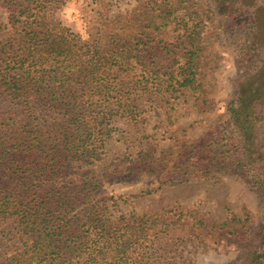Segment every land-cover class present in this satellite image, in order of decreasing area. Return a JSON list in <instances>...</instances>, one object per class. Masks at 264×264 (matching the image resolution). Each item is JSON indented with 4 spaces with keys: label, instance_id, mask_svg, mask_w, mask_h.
I'll list each match as a JSON object with an SVG mask.
<instances>
[{
    "label": "trees",
    "instance_id": "trees-1",
    "mask_svg": "<svg viewBox=\"0 0 264 264\" xmlns=\"http://www.w3.org/2000/svg\"><path fill=\"white\" fill-rule=\"evenodd\" d=\"M59 1L11 5L8 19L19 28V37L0 46V227L9 225L12 234L11 253L0 255V264H181L176 235L184 226L183 213L172 220L158 215L112 220L105 202L94 195L99 181L82 174L77 184L65 170L72 164L94 165L107 149L115 122L137 121L140 98L167 102L179 88L199 85L201 41L193 40L200 34L183 30L167 49L175 60L166 62L158 55L163 41L151 32L168 27V21L122 42L116 32L81 39L48 17ZM238 2L256 8L253 28L259 35L253 41L248 35L243 44L247 71L225 104L226 121L208 140L193 144L185 160L191 158L195 167L234 170L264 197V63L249 67L250 58L262 53L259 44L264 46V7L255 0ZM167 16L159 11L144 21ZM124 22L117 23L128 25L130 19ZM169 180L157 178L159 184ZM234 220L205 225L196 219L191 225L224 230ZM242 264H264V237Z\"/></svg>",
    "mask_w": 264,
    "mask_h": 264
},
{
    "label": "rangeland",
    "instance_id": "rangeland-1",
    "mask_svg": "<svg viewBox=\"0 0 264 264\" xmlns=\"http://www.w3.org/2000/svg\"><path fill=\"white\" fill-rule=\"evenodd\" d=\"M23 2L0 0V46L10 38L19 37V28L10 25L8 15L11 5ZM230 3L224 0H60L50 8L48 16L52 21H61L81 39L116 32L121 42L142 29L168 21L165 25L168 27L151 32L155 40L163 41L158 44L162 48L158 55L166 62L175 60L167 49L183 30L189 34L199 32L201 37L193 40L195 44L198 39L201 41L196 76L199 85L193 89L179 88L167 102L151 103L140 98L137 121L115 122L116 130L107 149L94 165L72 164L65 170L67 177L77 184L82 174L92 175L99 181L94 195L105 202L112 220L142 215L172 220L173 215L183 213L184 226L176 235L181 243L178 259L181 264H242L264 237V197L250 181L234 170L195 167L190 164L191 158L185 160L193 144L208 140L214 128L226 121L225 104L247 71L243 56L247 51L243 44L248 35L253 41V35L259 33L253 28L256 8L248 9L247 3H237V0L234 5ZM255 5L264 7V0H255ZM159 11L168 15L166 19L162 20L163 16L144 21L149 14ZM127 19H130L128 25L124 24ZM108 22L115 23V28L106 25ZM163 45H166L164 49ZM259 47L262 53L255 52L258 56L250 58L254 61L249 67L264 63V46L259 44ZM176 58L183 60L178 55ZM167 115H170L169 122ZM143 152L148 153L147 158L136 161ZM202 174L213 178H197ZM159 176L170 180L159 184ZM187 176L190 178L183 179ZM0 180L4 181V177L0 176ZM143 190L151 192L133 196ZM231 217L239 221H231L232 226L224 230L191 225L196 219L210 225ZM11 235L9 225L0 227V255L11 253Z\"/></svg>",
    "mask_w": 264,
    "mask_h": 264
}]
</instances>
